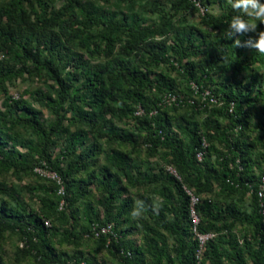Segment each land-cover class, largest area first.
Returning a JSON list of instances; mask_svg holds the SVG:
<instances>
[{
    "label": "trees",
    "instance_id": "16d2710c",
    "mask_svg": "<svg viewBox=\"0 0 264 264\" xmlns=\"http://www.w3.org/2000/svg\"><path fill=\"white\" fill-rule=\"evenodd\" d=\"M55 2L0 0V91L7 93V83L24 74L44 79V86L30 93L33 98L3 101L0 173L39 176L34 168L41 166L60 180L41 177L46 182L33 187L38 207L20 201L0 180V264H5L6 232L18 235L24 242L21 255L39 264H95L75 256L57 258L49 245L57 235L74 246L92 241L96 253L113 252L129 264H264V217L257 194L264 175V55L255 49L245 54L248 46L234 50V32L226 35L231 19L243 13L227 2L226 12L204 14L207 27L224 30L217 36L182 24L188 11L199 10L196 0H65L58 8ZM101 2L115 5L122 16L103 9ZM147 14L157 20L141 21ZM260 30L264 23L257 21L256 31L241 35V45L254 41ZM78 49L89 58H81ZM198 56L203 64L195 60ZM180 83L186 98H175ZM211 83L215 86L203 104L189 100ZM33 100L50 111L48 124ZM114 116L138 123L145 131L147 156L160 153L173 172L154 170L148 162L132 165V150L139 144L116 136ZM90 133L93 140L86 146ZM59 140L62 148L53 154L49 148ZM110 142L127 143L132 150ZM98 155L101 215L89 205L78 206L93 176L77 175L87 173ZM119 179L128 190L154 189L161 200L144 194L123 199ZM247 195L250 212L243 206ZM136 201L144 203L137 220L139 249L123 239L129 229L122 228ZM192 208L199 218L196 232L212 234L202 247ZM107 223L111 231L96 236L93 228Z\"/></svg>",
    "mask_w": 264,
    "mask_h": 264
},
{
    "label": "rangeland",
    "instance_id": "374dc122",
    "mask_svg": "<svg viewBox=\"0 0 264 264\" xmlns=\"http://www.w3.org/2000/svg\"><path fill=\"white\" fill-rule=\"evenodd\" d=\"M205 5L199 0H196L195 5L199 8L197 11H188L183 20L182 24L185 26L189 25H194L201 31H205L208 34L212 35L215 34L219 36L223 31H218L217 29H212L210 27H207L204 24V21L202 19V16L204 14H212L213 16H218L223 12H226L225 4L228 2V0H210L208 2H205V0H202ZM65 0H56L55 6L58 8L60 7ZM103 9L105 10H115L114 12L117 13L118 16H122L121 10L115 7V5L112 4H103ZM128 6V3H127ZM141 18V17H140ZM141 21H144L146 23H150L154 20H157V17L153 14H147L145 18H141ZM257 22V21H256ZM226 30V29H225ZM196 35L200 39V34L196 32ZM240 32H234L235 40L240 39L241 37ZM255 37V34L253 35ZM255 40V39H254ZM236 49V46L234 45V50ZM254 48L248 47L245 50V54H248L251 50ZM78 55H80L81 58H89V55L83 50V49H78ZM198 56L195 60L197 62H201L203 64V58ZM92 62H95L93 60ZM225 69H228L230 72V68L227 66ZM163 71H165V68H162ZM170 70V69H169ZM171 71V70H170ZM175 76L179 77V75H176V72H171ZM159 72L157 71L156 74H153L152 76H158ZM229 73L227 72V74ZM78 81L74 80V84L77 85ZM8 85V92L3 93L0 91V109H4L3 107V101L5 97L7 96H12L14 98L22 97V98H31L30 93L35 92L36 89H41L44 86V79H40L38 77H31L27 74H24L23 76H18L11 82L7 83ZM215 83L208 84L206 87L205 93L203 94H193L192 98L189 100L191 102L196 101L198 104L201 102L205 101V96L207 91L211 88H214ZM176 96L175 98H186L187 96L185 95V89L183 88V84L180 83V85H176ZM202 96V97H201ZM33 98V97H32ZM174 98V99H175ZM189 98V97H188ZM34 103V106L36 108H40L42 111L41 115V121H43L45 124H48L52 119L53 116L51 115L50 111L41 105V103L37 100L32 101ZM263 102V101H262ZM172 104V103H171ZM67 116H69V113H66ZM110 116L107 115V118ZM114 122V129L113 132L119 136H123L125 138H134L136 139V143L139 144L137 150H132L130 145L127 143L125 145H117V142H110V146L114 148H123L127 150H132V161L130 162L132 165H143L145 163H149L151 167L154 168V170H158L160 167H163L164 170H168L170 172H173V170L169 167L164 165L162 162V158L160 157V153L158 155H154L151 157H148L146 154V151L144 150L145 144L143 142L144 136H145V131L139 129L138 123H136L132 118L130 117H125L121 118L119 116H114L111 118ZM71 129H73V126H71ZM18 130L21 131L23 134H27L28 130L26 131L24 128L19 127ZM173 131V130H172ZM93 140L91 133L88 135L86 139V146ZM63 145V141L59 140L58 144L51 145L49 150L53 153L56 154ZM104 145H107L106 142H104ZM83 148L80 146L79 149ZM20 151H24L21 147H19ZM142 150L144 152H142ZM102 167V158H100V155L96 157V162L87 173H81L78 174L77 177L80 178H86V175L91 174L93 176V182L89 185L90 192L88 193L87 197L85 200H82V203H79V208L86 204L91 206L95 211H98L101 215V207L97 206V199L101 196V193L98 191L99 188V178L101 177V172L100 169ZM133 168V167H132ZM38 174V173H37ZM39 175V174H38ZM40 176V177H39ZM36 176L34 174L28 175V174H21L17 175L14 173H0V180L3 182H6L8 185H10L14 190H15V195L20 199V201L27 203L31 206L38 207V200H37V191H35V188L41 184L45 183L46 181L43 180V176L39 175ZM118 188L121 191V198L123 199H133L137 196H140V194H144L146 196H149V199L152 200L153 202L161 200V197L158 195L157 191L154 189H145V190H136V189H129L125 187L124 183L122 180H118ZM35 187V188H33ZM245 210L250 212L253 211V206L250 203V196L247 195L246 197V202L243 203ZM131 218L126 221L123 225V229H129L128 234L124 240L129 239L132 241L133 246L136 247L137 249L140 248L142 244V230L139 229L138 227V219H133L132 215L130 216ZM199 221V218H198ZM238 229L236 230H242L240 226L237 227ZM241 231H239L240 233ZM168 245L171 246L173 244V239L172 238H167ZM23 241L18 235L15 234H9L5 233L4 234V239L2 241L3 249H4V260L5 264H39L37 260H35L32 256H22L20 249L23 247ZM49 245L53 248L54 252L56 253V257L59 259H69L70 256H75L79 259L80 262L83 263V259H88L94 262L95 264H129L123 260L113 252L109 251H101L100 253L95 252V244L92 241H83V244L80 246H74L72 244L68 243H61L59 239V235L49 238Z\"/></svg>",
    "mask_w": 264,
    "mask_h": 264
},
{
    "label": "clouds",
    "instance_id": "9594fccd",
    "mask_svg": "<svg viewBox=\"0 0 264 264\" xmlns=\"http://www.w3.org/2000/svg\"><path fill=\"white\" fill-rule=\"evenodd\" d=\"M231 7L237 12H242L243 15L234 16L230 24V30L226 32L228 37L233 35V32H240L241 34L252 30L256 31V21L264 23V3H260V0H228ZM243 16L248 17L244 19ZM236 47L248 46L254 48L258 53L264 55V30L258 32L257 38L253 41L251 38L249 41L241 45L239 39L234 41ZM159 205H153V210H158ZM144 210L143 201H136L134 209L131 213L133 219H138L142 216Z\"/></svg>",
    "mask_w": 264,
    "mask_h": 264
},
{
    "label": "built area",
    "instance_id": "2783aa9c",
    "mask_svg": "<svg viewBox=\"0 0 264 264\" xmlns=\"http://www.w3.org/2000/svg\"><path fill=\"white\" fill-rule=\"evenodd\" d=\"M138 113H140V111ZM201 155H202L201 152H199L197 154V156H198L199 159H201ZM34 170H35L36 173H38L39 175H41L43 177L52 178V179L57 180L58 182L60 181L59 180V177L57 176V174L55 172H53V171H51V170H49V169H47L45 167L36 166L34 168ZM59 193H63V187L62 186L59 189ZM257 194H258V197L260 199V212H261V214L264 217V201H263V198H264V175L261 177V182H260V185H259ZM193 200H195V199H193ZM61 204H62V202H61ZM191 218H192L193 223L195 225L194 226V231H195L196 236L199 239V241L201 243V247H202V245L205 242V240L208 239L209 237H211L212 234H209V233L201 234V233L196 232L195 227H196V224L198 223V217L195 214V211H194L193 208L191 209ZM111 228H112V225L110 223H107L105 225L99 226L98 228L97 227H94L93 228V231H94L95 235L98 236L101 233L110 232L111 231Z\"/></svg>",
    "mask_w": 264,
    "mask_h": 264
}]
</instances>
